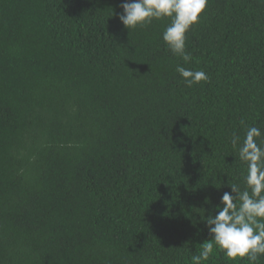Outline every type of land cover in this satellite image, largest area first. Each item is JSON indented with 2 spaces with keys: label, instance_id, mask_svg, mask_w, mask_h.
I'll return each instance as SVG.
<instances>
[{
  "label": "trees",
  "instance_id": "obj_1",
  "mask_svg": "<svg viewBox=\"0 0 264 264\" xmlns=\"http://www.w3.org/2000/svg\"><path fill=\"white\" fill-rule=\"evenodd\" d=\"M124 2L0 0V264H192L224 192L250 191L264 0H209L188 63L170 18L129 30ZM203 264L248 261L214 247Z\"/></svg>",
  "mask_w": 264,
  "mask_h": 264
},
{
  "label": "clouds",
  "instance_id": "obj_2",
  "mask_svg": "<svg viewBox=\"0 0 264 264\" xmlns=\"http://www.w3.org/2000/svg\"><path fill=\"white\" fill-rule=\"evenodd\" d=\"M208 3L209 0H126L121 4L123 12L119 19L127 29L133 30L153 20L170 18L163 41L173 55L188 63L192 56L186 51L187 33L199 23ZM176 70L189 87L208 80L202 70L179 65ZM261 135L259 128L248 127L238 149L240 159L247 162L245 182L250 191L241 192L233 184L231 193L224 192L222 206L214 216L206 218L211 239L200 245L198 254L192 256V264L207 261L214 247L231 260L246 258L248 264H259L264 257V147L257 142ZM238 141L234 134L233 147H237Z\"/></svg>",
  "mask_w": 264,
  "mask_h": 264
}]
</instances>
